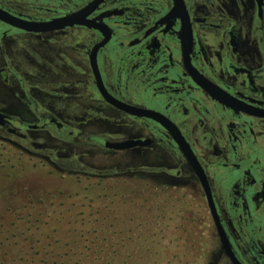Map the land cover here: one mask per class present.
<instances>
[{
  "label": "flooded vegetation",
  "instance_id": "af4514ba",
  "mask_svg": "<svg viewBox=\"0 0 264 264\" xmlns=\"http://www.w3.org/2000/svg\"><path fill=\"white\" fill-rule=\"evenodd\" d=\"M2 90L23 108L0 107V139L78 178L160 181L200 257L264 264V0H0ZM118 151L127 168L92 171Z\"/></svg>",
  "mask_w": 264,
  "mask_h": 264
},
{
  "label": "rangeland",
  "instance_id": "374dc122",
  "mask_svg": "<svg viewBox=\"0 0 264 264\" xmlns=\"http://www.w3.org/2000/svg\"><path fill=\"white\" fill-rule=\"evenodd\" d=\"M18 100L7 90L0 92L3 109L19 112L23 104ZM32 145L21 148L0 139V264H27L23 257H44L51 248L68 260L58 259L60 264H74L79 256L89 254L81 249L95 230L100 232L102 258L96 263L87 256L78 264L212 263L199 256L186 206L166 196L160 181L145 192L132 191L140 181L129 173L108 178L89 173L78 178L71 170H60L45 154H36ZM105 155L89 158L92 171L108 162H120V169L128 167L122 161H127L129 152Z\"/></svg>",
  "mask_w": 264,
  "mask_h": 264
},
{
  "label": "trees",
  "instance_id": "16d2710c",
  "mask_svg": "<svg viewBox=\"0 0 264 264\" xmlns=\"http://www.w3.org/2000/svg\"><path fill=\"white\" fill-rule=\"evenodd\" d=\"M99 235H100V232L98 230H95L94 231V237H92V239L89 241V243H88V245H86V247H84V245H83L84 249H81V253H84V251L86 252L88 250L87 253H89V254L79 256L78 259L74 260L75 261L74 264H78L82 260L83 257H87V256H90V258H92V260H95V262L98 263L97 259L102 258V253H103L102 241L98 240ZM80 246H82V245H80ZM42 250H43V248H42ZM35 251H36V253L41 254L40 249H36ZM68 254H69V251L64 252V255H68ZM97 254L98 255L101 254V256H98ZM35 255H33V256H35ZM68 257H69L68 259H71L70 256H68ZM64 258L65 257L61 256V253H59V250L51 248L49 255H47V253H45L44 257L38 256V257H33L32 259H28L26 257L25 258L23 257L22 259H23V263H27V264H28V262H29V264H54V263L60 264L58 262V259L65 262L66 259H64ZM66 261H68V260H66Z\"/></svg>",
  "mask_w": 264,
  "mask_h": 264
},
{
  "label": "water",
  "instance_id": "95a60500",
  "mask_svg": "<svg viewBox=\"0 0 264 264\" xmlns=\"http://www.w3.org/2000/svg\"><path fill=\"white\" fill-rule=\"evenodd\" d=\"M78 14L79 13H75L73 14L72 16H68V17H64V18H60V19H57L55 21H52L50 22L49 24L51 26H62L64 24H70L72 22H75V21H79L78 19ZM15 25L17 26H21V27H25V28H34L33 26H28V25H24L22 22H13ZM132 144H134L133 141L131 140H127V141H123V142H115V143H112V144H109V147L111 148H115V149H127L129 148L130 146H132ZM182 149L184 150V152L186 153V155L189 157V158H192L190 154H188V151H190L189 148H187V146H181ZM191 153V151H190ZM192 154V153H191ZM193 159V158H192ZM192 161V160H191ZM221 240H222V246L223 248L228 252L230 253V248H229V244L226 242V239L222 237L221 235ZM237 264V263H236Z\"/></svg>",
  "mask_w": 264,
  "mask_h": 264
}]
</instances>
